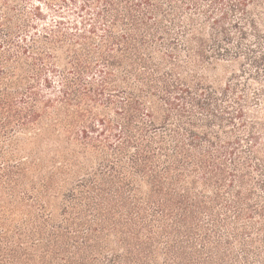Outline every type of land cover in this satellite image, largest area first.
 <instances>
[{
    "label": "trees",
    "instance_id": "obj_1",
    "mask_svg": "<svg viewBox=\"0 0 264 264\" xmlns=\"http://www.w3.org/2000/svg\"><path fill=\"white\" fill-rule=\"evenodd\" d=\"M263 93L264 0H0V264H264Z\"/></svg>",
    "mask_w": 264,
    "mask_h": 264
},
{
    "label": "rangeland",
    "instance_id": "obj_2",
    "mask_svg": "<svg viewBox=\"0 0 264 264\" xmlns=\"http://www.w3.org/2000/svg\"><path fill=\"white\" fill-rule=\"evenodd\" d=\"M248 79L249 78H247V79L245 78L244 80L243 79L242 80L245 81V83H246L248 81ZM260 103H261V105L256 107V108H254V109H256V110L260 111V113L264 114V93L261 96Z\"/></svg>",
    "mask_w": 264,
    "mask_h": 264
}]
</instances>
